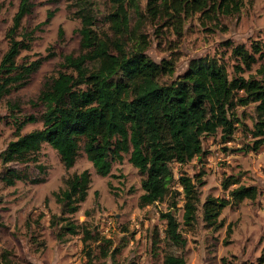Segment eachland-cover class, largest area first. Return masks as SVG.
I'll return each mask as SVG.
<instances>
[{"label":"rangeland","instance_id":"obj_1","mask_svg":"<svg viewBox=\"0 0 264 264\" xmlns=\"http://www.w3.org/2000/svg\"><path fill=\"white\" fill-rule=\"evenodd\" d=\"M89 1L99 33L113 43L120 41L128 52L137 40L143 41L152 60L175 63V74L166 75L165 81L176 79L192 59L202 56L219 59L231 76L260 77L259 71H264V0H244L239 14L218 21L200 13L183 14L177 27L165 11L157 16L151 14L148 0H138L137 6L127 0L130 31L124 35L116 33L107 21L115 9L111 0ZM21 2L0 0V62L8 51L9 31ZM31 2L32 13L24 19L22 32H34L32 47L22 53L19 63H42L23 87L0 100V155L16 140L18 131L27 134L43 127L44 107L38 103L39 95L48 81L66 71L63 64L67 55L81 54L79 1ZM258 46L262 48L260 52ZM243 49L254 60L242 55ZM255 108L256 104L239 108L245 127L238 129L233 141L224 143L220 135L207 137L204 148L209 153L205 159L186 165L172 163V194L164 202L149 206L141 205L146 194L142 174L129 156L123 162L117 160L112 142L107 145L106 154L113 167L106 177L98 174L88 159L85 149L89 143L85 142L76 165L69 170L48 144L43 145L36 163L5 166L0 156V259L8 258L9 264H85L88 253L93 251L98 261L108 260L109 264H128L132 260L139 264H164L168 254L184 256L187 264L255 262L264 249V144L258 151L252 149L257 140L253 135L258 120ZM9 167L24 173L25 179L14 186L6 185L2 177ZM74 174L78 175V187H85L86 198L70 222L84 224L94 236L98 232L111 240L107 258L99 243L91 239L85 242L82 233L63 229L68 215L63 214L56 193L66 187V180ZM231 175L240 177L245 186H257V200L228 206L219 218V227L206 225L201 210L198 222L193 227L185 226L180 178H201L203 184L198 188L204 203L208 196L228 197L222 182ZM174 202L177 207L172 208ZM171 210L181 224L185 239L182 250L164 240L166 222L161 215Z\"/></svg>","mask_w":264,"mask_h":264},{"label":"trees","instance_id":"obj_2","mask_svg":"<svg viewBox=\"0 0 264 264\" xmlns=\"http://www.w3.org/2000/svg\"><path fill=\"white\" fill-rule=\"evenodd\" d=\"M78 1L81 54L67 55L63 64L66 71L46 83L38 97V103L44 107L43 127L27 134L18 131L16 140L0 155L5 166L36 163L43 145L48 144L69 170L76 165L85 142L89 143L85 149L88 159L97 173L106 177L113 167L106 154V147L112 142L117 160L123 162L129 156L131 164L142 174L146 194L141 198V205L149 206L164 202L172 194L175 182L172 163L186 165L195 159H205L209 153L204 148L207 137L220 135L224 143L233 141L238 129L245 127L239 116L240 107L256 104L258 120L253 135L257 140L252 149L258 151L263 146L264 71H259L260 77L231 76L219 59L202 56L192 59L176 79L165 81L166 75L175 74L174 62L152 60L146 54L143 41L137 40L130 52L120 41L113 43L99 33L90 1ZM132 1L137 6L138 0ZM111 2L115 9L107 21L116 33L127 34L130 31L128 1ZM243 7L244 0L147 2L151 14L157 16L165 11L176 27L183 14L200 13L211 21H218L221 17L239 14ZM32 9L31 0H22L9 31V48L0 62V100L23 87L41 66L40 60L19 63L22 53L32 47L34 32H22L23 21ZM258 49L260 52L262 48L258 46ZM241 53L249 61L254 60L247 50ZM23 179L24 173L12 167L2 177L8 186ZM179 183L184 193L183 219L187 227L198 222L200 210L206 225L219 227L224 209L246 200L255 201L259 196L257 186H245L240 177L233 175L222 182L228 197L208 196L204 203L198 188L203 184L200 177L194 180L182 176ZM78 186V175L74 174L66 180V187L56 193L63 214L68 215L63 220V229L72 234L82 233L85 242L91 239L99 243L107 258L111 240L98 232L94 236L84 224L70 222L86 198L85 187ZM175 207L176 202L172 204ZM161 218L166 222L164 240L169 246L184 249L181 224L174 212L162 213ZM87 257L85 264H109L108 260L98 261L93 251ZM4 259H0V264L10 263L8 258ZM128 264L139 263L132 260ZM164 264H187V261L184 256L168 254ZM245 264H264V249L255 262Z\"/></svg>","mask_w":264,"mask_h":264}]
</instances>
